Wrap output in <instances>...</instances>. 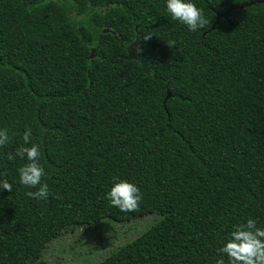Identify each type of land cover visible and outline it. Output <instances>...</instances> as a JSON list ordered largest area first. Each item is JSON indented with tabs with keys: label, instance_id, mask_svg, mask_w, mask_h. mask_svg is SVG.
Segmentation results:
<instances>
[{
	"label": "trees",
	"instance_id": "1",
	"mask_svg": "<svg viewBox=\"0 0 264 264\" xmlns=\"http://www.w3.org/2000/svg\"><path fill=\"white\" fill-rule=\"evenodd\" d=\"M250 1L192 0L210 21L192 32L166 0H0V264H35L103 218L160 216L97 264H215L235 224L264 227V3L237 7ZM28 128L46 200L7 159ZM116 179L140 188L138 211L110 204Z\"/></svg>",
	"mask_w": 264,
	"mask_h": 264
},
{
	"label": "clouds",
	"instance_id": "2",
	"mask_svg": "<svg viewBox=\"0 0 264 264\" xmlns=\"http://www.w3.org/2000/svg\"><path fill=\"white\" fill-rule=\"evenodd\" d=\"M166 9L172 19L178 20L187 28L195 32L204 29L210 21L204 16L203 10L198 8L192 0H166ZM152 35L146 34L143 38L150 39ZM169 47L175 41H166ZM23 144L16 148L15 153H8L9 161L16 157L26 163L19 167V182L35 191L27 192V196L36 200H46L49 197L47 183H42L46 175L44 167L39 163L41 155L39 145L32 142V130L28 128L23 133ZM10 142L9 130L0 128V148ZM0 189L12 191V185L7 180L0 181ZM112 206L123 212L138 211L143 200L140 188L126 180L116 179L106 193ZM220 257L215 264H264V227H258L257 221L249 217L246 221L235 224L228 238L217 249ZM227 257V260L224 257Z\"/></svg>",
	"mask_w": 264,
	"mask_h": 264
},
{
	"label": "rangeland",
	"instance_id": "3",
	"mask_svg": "<svg viewBox=\"0 0 264 264\" xmlns=\"http://www.w3.org/2000/svg\"><path fill=\"white\" fill-rule=\"evenodd\" d=\"M159 219L156 213L127 222L103 218L52 240L35 264H97L111 249L134 239Z\"/></svg>",
	"mask_w": 264,
	"mask_h": 264
},
{
	"label": "water",
	"instance_id": "4",
	"mask_svg": "<svg viewBox=\"0 0 264 264\" xmlns=\"http://www.w3.org/2000/svg\"><path fill=\"white\" fill-rule=\"evenodd\" d=\"M255 3H264V0H252L250 2H247V3H244V4H241L240 6H237L238 8H243L244 6H248V5H252V4H255ZM228 11L225 13V15H227ZM110 30L109 29H104V32H109ZM94 56V49H92L91 51V54H90V58H93Z\"/></svg>",
	"mask_w": 264,
	"mask_h": 264
}]
</instances>
